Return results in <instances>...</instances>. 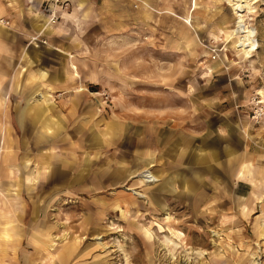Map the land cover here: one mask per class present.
Listing matches in <instances>:
<instances>
[{"label":"rangeland","instance_id":"374dc122","mask_svg":"<svg viewBox=\"0 0 264 264\" xmlns=\"http://www.w3.org/2000/svg\"><path fill=\"white\" fill-rule=\"evenodd\" d=\"M77 1L0 0V264H264V0Z\"/></svg>","mask_w":264,"mask_h":264},{"label":"bare ground","instance_id":"6f19581e","mask_svg":"<svg viewBox=\"0 0 264 264\" xmlns=\"http://www.w3.org/2000/svg\"><path fill=\"white\" fill-rule=\"evenodd\" d=\"M227 4L230 6L233 15L239 19V25L237 27L240 46L244 49L245 53L252 50L254 46V38H252L253 31L252 29L248 28L245 23V17L249 15V13L254 12L256 10V2L257 0H226ZM56 4L53 3L54 13H58V9L56 8ZM51 20V19H50ZM2 24V21L0 20ZM256 45V43H255ZM263 95L264 91H260ZM144 178L146 180H153L156 176L148 171L144 174Z\"/></svg>","mask_w":264,"mask_h":264},{"label":"crops","instance_id":"0c3cea01","mask_svg":"<svg viewBox=\"0 0 264 264\" xmlns=\"http://www.w3.org/2000/svg\"><path fill=\"white\" fill-rule=\"evenodd\" d=\"M83 2H84V0H78L77 1V3L79 4V6L80 5H82L83 4ZM52 6H53V3H52ZM65 18H69V15L68 14H66L65 15ZM50 17L48 16V19L46 18V17H43V21L39 24V26H38V29L39 30H41V32H43L44 30H46V29H48L49 27H50V25H49V23H50ZM1 20V19H0ZM48 45L50 46V47H52V48H54L55 50H57V51H59V52H61L62 54H64V55H67L68 57H70V58H72L73 57V53L71 52V51H69L68 49H65V48H63V47H59V46H55V45H52V44H50V43H48ZM69 66L71 67V69H72V74L73 75H75L76 77H78V76H80V74H79V70H78V68H77V65L70 59V63H69ZM39 74H40V76L42 77V76H44V74H45V71L44 70H40L39 71ZM83 87H80V88H78V90L79 89H82ZM42 97H43V101H46L47 102V100H49V98L47 97V95H46V93L45 92H43L42 93ZM50 126H49V123H48V128H49ZM6 135H8V134H6ZM6 135L4 136V137H6ZM126 136V138H127V140H129L130 138H131V135H125ZM183 136H185L184 138H183ZM189 136H191L189 133H181V134H179V135H177L174 139H177V140H180L181 142H184V140H185V138H187V137H189ZM7 138V137H6ZM156 139H157V141L158 142H166V141H170V138H169V135L168 134H164V135H160V136H156ZM183 139V140H182ZM7 140V139H6ZM8 141V140H7ZM186 148H188V147H186ZM185 148V149H186ZM189 149V148H188ZM188 149H186V150H188ZM6 151H9L10 149H8V147L5 149ZM185 151V150H184ZM183 154H184V152H183ZM182 154V159L183 160H185V158H184V155ZM208 154H206L205 156H202V158L203 159H200V160H203V161H206V162H208V161H210V159H212V158H210V156L208 155ZM195 159H197V157H195ZM13 164L11 163V166L10 167H14V165L12 166ZM201 168H204V169H208L209 171H211V172H214L213 171V166L211 165V163L209 162V163H207L206 165H203V166H201ZM11 170H9V172H10ZM12 172V171H11ZM10 193V192H9ZM14 193L17 195L18 194V192L17 191H14Z\"/></svg>","mask_w":264,"mask_h":264},{"label":"built area","instance_id":"2783aa9c","mask_svg":"<svg viewBox=\"0 0 264 264\" xmlns=\"http://www.w3.org/2000/svg\"><path fill=\"white\" fill-rule=\"evenodd\" d=\"M56 1H58V0H53V2L55 3ZM51 2H52V0H51ZM52 2V3H53ZM51 3V4H52ZM50 19H51V21L52 22H54L55 20H56V18H57V15L54 13V8L51 10V13H50ZM1 21H2V23L3 22H5L6 20L4 19V18H1ZM7 22V21H6ZM257 111V110H256ZM262 109H259L258 111H257V115H261L262 114Z\"/></svg>","mask_w":264,"mask_h":264}]
</instances>
